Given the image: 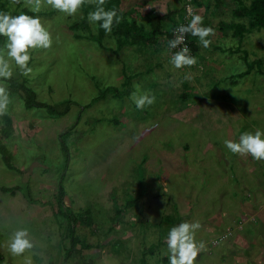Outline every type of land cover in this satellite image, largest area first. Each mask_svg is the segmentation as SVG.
<instances>
[{"label": "rangeland", "instance_id": "rangeland-1", "mask_svg": "<svg viewBox=\"0 0 264 264\" xmlns=\"http://www.w3.org/2000/svg\"><path fill=\"white\" fill-rule=\"evenodd\" d=\"M8 1L10 11L31 12L27 0ZM120 4L124 11L136 8V20L130 18L135 24L152 8L165 15L175 7L174 0ZM207 6L208 12L190 10L214 28L208 37L212 43L207 49L198 43L196 65L176 69L163 43H129L116 54L110 34L102 38L96 31L88 41L78 38L87 37V29H69L80 21L82 9L73 18L42 4L41 22L53 43L31 50L32 72L24 76L14 69L12 80L25 79L38 102L59 111L66 102L72 105L61 118L26 111L8 88L0 130L7 118L12 134L0 137V146L12 156L15 170L0 158V188L18 189L13 196L0 192V264H25L27 259L31 264H163L167 232L183 221L201 224L195 238L204 249L195 264H264L260 244L248 242L244 249L237 243V233L242 236L249 228L243 210L264 205V161L250 157L246 162L247 155H234L224 146L225 140L238 141L241 132L264 131V33L234 39L221 27L234 22L231 0L214 15V0ZM236 48L249 54L248 63L260 60L247 76L242 75L248 65L238 59L241 54L229 51ZM139 58L147 59L139 66L146 71L138 70ZM128 75L134 78L128 81ZM137 85L141 93L156 97L143 110L130 98ZM258 186L262 194L243 189ZM57 206L67 216L58 215ZM71 214L78 219L76 236L89 249L78 245L81 257L74 254L65 262ZM84 216L93 221L90 227L78 225ZM257 216L264 219L260 210ZM22 227L29 229L34 246L13 256L7 241ZM261 236L257 241L264 250ZM242 250H249L246 259Z\"/></svg>", "mask_w": 264, "mask_h": 264}, {"label": "clouds", "instance_id": "clouds-1", "mask_svg": "<svg viewBox=\"0 0 264 264\" xmlns=\"http://www.w3.org/2000/svg\"><path fill=\"white\" fill-rule=\"evenodd\" d=\"M107 0H27L26 6L33 13L41 10L42 4L75 18L81 9L88 4H94V10L87 13V20L94 31L102 29L105 34L113 31L114 25H119L122 16L115 7L106 8ZM191 19L186 24H178L173 29V38L168 40V62L176 69L192 67L198 63V58L191 53L185 43L186 35L196 37L198 43L207 49L212 43L210 37L215 34L212 27L203 26L204 18L189 11ZM0 37L4 38L0 46V115L7 112L9 104V89L7 82L13 78L14 69L19 74L27 76L32 72L29 67L31 50L48 49L53 43L52 35L45 27L39 15H29L21 11L12 15L0 11ZM178 49L176 51H173ZM135 108L143 110L155 102L156 97L141 93L137 85L131 93ZM225 148L234 155H247L253 160L264 161V131L241 132L238 141L225 140ZM201 228L198 221H183L169 228L165 237L168 264H195L198 254L204 249V243L196 240V233ZM8 250L13 256H20L26 250L33 248V241L27 227L18 228L7 241ZM25 264H31L27 259Z\"/></svg>", "mask_w": 264, "mask_h": 264}, {"label": "trees", "instance_id": "trees-1", "mask_svg": "<svg viewBox=\"0 0 264 264\" xmlns=\"http://www.w3.org/2000/svg\"><path fill=\"white\" fill-rule=\"evenodd\" d=\"M174 1H175V7L171 12L166 13L165 15L164 14L159 15L152 8L148 11L146 16H144L145 19L141 20V23L136 21V24H135L134 22H132L131 19L136 20V16L138 15L136 8L132 10L124 11L122 9L123 8L122 5L120 4L121 0H107L106 8L110 9L112 7H115L118 13L122 16L121 22L123 23V25L121 24L114 25L113 31L110 33V36H113V38L116 40L115 53L119 54L121 49H123L126 46V44H129V43L130 44L128 46H138L139 45L143 47L155 46L156 44L163 43L165 49L168 51L167 42L168 40L173 38V29H175L178 24H186L189 21V19H187L186 17V6L187 5H189L191 8H198V9L203 8L206 12L209 11L207 4L209 3L210 0H189V1L188 0H174ZM214 3H215V8H214L213 14L211 15H214L215 11L218 8L225 5V0H214ZM8 5H9L8 0H0V11H5L12 15H17L16 11L14 10L10 11V8L8 7ZM231 5H232V9L230 11V16H231L230 18L235 23L231 22L229 24L230 28H227L228 23L222 22L224 24H222L221 27L223 26L225 27V30L228 29L229 31H231L232 38L237 39V40H242L245 38V36L253 34V33H259V34L264 33V0H231ZM92 10H94V4H88L87 6L83 7L82 17L80 21L69 27V29L72 31L75 30V27H77L76 30L80 28L87 29L86 35L88 36L87 37L78 36L79 39L86 38V40L88 41H93L97 34L95 33L96 31L93 32V28L87 20V13ZM21 11L26 12L29 15H39V16L44 15L41 12L33 13V12H29L26 9H22ZM127 12H129V15L127 14ZM52 13L53 11L50 12V14ZM204 22L205 21H203V26H206ZM123 27H126V30L121 29ZM207 27H211V26H207ZM218 31L223 33V30H218ZM97 32L100 36H102V38L107 36V34H105L102 29H99ZM3 39L4 38L0 37V46H2ZM110 40H113V39H110ZM186 43L188 47L191 49V53L196 56L199 50L198 39L196 37H191L190 35H186ZM229 51L231 52V54H234V55L235 54L237 55V52H239L241 56H239L240 58L238 59L242 62H245L248 65L249 68L247 67V72L243 73L242 74L243 76H247L249 74V71H251L254 66H256L257 64L258 65L261 64L259 63L260 60L258 61L253 60L252 62L248 63L247 60L249 59L248 58L249 54L246 51H243V50L241 51L240 49H237V48L235 50L232 49ZM112 52L114 54V51ZM133 78H134L133 76H129L128 81L132 80ZM26 84H27V81L25 79H22L20 83L15 82L12 79L7 82V86L10 89V94L17 95L22 100L24 109L26 111H29L31 109L44 110L49 116L57 117V118H61L68 114L69 106L72 105V102H71V105H70V102H66L65 107L59 111V109L56 108L55 106H49L48 104L38 102L36 99L35 91L28 88ZM105 91L106 90L103 91L104 95L107 93V91L106 92ZM129 92H131V89L129 90ZM180 98L181 100H183V102L187 100L186 95L181 96ZM11 134H12L11 121L6 118L5 127L2 130H0V137L3 139L8 138L11 136ZM0 158L2 159V161L4 162V164L9 170H15V168L12 166V156L7 151V149L3 146H0ZM17 189L18 187H15L12 189L0 188V192L6 193V194L9 193L11 196H13L15 195ZM58 193H59L58 203L62 204L61 199H62L64 192L61 186H59ZM56 210H57L58 215L60 216L66 215V213L60 214V209L58 208V206ZM68 218H69L68 220L70 221V224H72L70 228L68 226V231H72V232H71V235H69L70 242H69V248L67 252L65 253V262L69 260V258L72 257L74 254L80 255L81 257V252H78L76 250V247L78 245L81 244V247L83 249H89L88 245H84L80 243L82 240L80 241V239L76 236L74 232V226L76 225L78 219L75 218L74 215L72 214L68 216ZM84 218L85 219L83 218L80 219L81 221L78 222L79 223L78 225L90 227L93 221L89 218V216H84ZM159 246H161V243L159 244ZM149 251L151 252L152 249Z\"/></svg>", "mask_w": 264, "mask_h": 264}, {"label": "crops", "instance_id": "crops-1", "mask_svg": "<svg viewBox=\"0 0 264 264\" xmlns=\"http://www.w3.org/2000/svg\"><path fill=\"white\" fill-rule=\"evenodd\" d=\"M199 50H200V46H199ZM199 50H198L197 54H199ZM145 61H147L146 58H139L138 59L137 68H138L139 71H146V70H143V69H141L139 67ZM247 159L250 160V156H248V158L246 157V162L248 161ZM252 172H253V170L248 173V177L251 176ZM248 180H249V178H248ZM252 184H254V183H252ZM236 188H239L241 190V187H236ZM259 188H261V187L260 186H258L257 188L247 187V188H243V189H245L244 191H247V190L252 191L253 195H254L255 192H258L259 194H262V193L259 192ZM230 194H231V192H230ZM239 194L241 195V193H239ZM246 203H249V202L246 201L244 203V205ZM259 210H260V214H262V216L264 217V205L254 206L253 208H250L248 210L246 209L245 211L243 210V212L245 213V216L247 215V216L250 217L249 221H246V220L243 221L244 225L245 226H249L248 230L252 229V232L247 233L246 231H248V230L246 229V231L243 232L242 236H241L240 233H237L238 234L237 243H239V246L244 247V249L248 245V242H250L252 247H255L256 243H258V244H260V246H259V249H257V250L260 251V252H264V250H262V243L260 241H257L258 238L262 239L261 235L264 234V219L262 217H258L257 216V213H258ZM253 212L255 213V216L252 217L250 213H253ZM235 229L239 230V227H235ZM228 231H229V233L231 232L229 229H228ZM245 237L247 239H245ZM255 237H257V238L254 240ZM251 246H249L247 248H249V250H250ZM249 250H242L240 252L243 253V257H244V253L249 251ZM240 252H239V254H241ZM244 258L246 259L247 257H244ZM161 260H162L163 264H168V259L167 258H164V259H161Z\"/></svg>", "mask_w": 264, "mask_h": 264}, {"label": "built area", "instance_id": "built-area-1", "mask_svg": "<svg viewBox=\"0 0 264 264\" xmlns=\"http://www.w3.org/2000/svg\"><path fill=\"white\" fill-rule=\"evenodd\" d=\"M190 6L189 5H187L186 6V17H187V19H191V16L189 15V11H191L192 13H194V11H193V9L192 10H190ZM185 43H186V38H185ZM187 44V43H186ZM176 50H178V49H175V50H173V51H176Z\"/></svg>", "mask_w": 264, "mask_h": 264}]
</instances>
